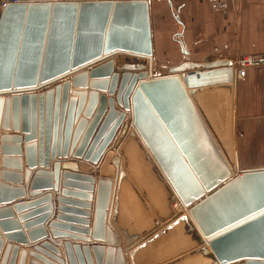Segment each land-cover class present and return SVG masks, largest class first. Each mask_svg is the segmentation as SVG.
I'll use <instances>...</instances> for the list:
<instances>
[{"label":"water","instance_id":"1","mask_svg":"<svg viewBox=\"0 0 264 264\" xmlns=\"http://www.w3.org/2000/svg\"><path fill=\"white\" fill-rule=\"evenodd\" d=\"M152 56L149 0H30L0 12V175L21 182L23 153L31 189L58 193L59 213L48 223L53 236L85 242L63 241L65 259L50 239L34 250L59 264H186L191 256L201 264H264V168H234L194 100L196 90L235 84L232 60L186 57L160 75ZM216 75L226 78L214 82ZM133 142L156 180L160 205L145 177L131 175L136 185L124 170L123 151ZM119 155L112 205L114 168L103 164L110 157L117 169ZM61 165L70 172L60 173ZM96 168L105 176L97 181ZM125 180L139 205H122ZM22 196L23 187L0 183V200ZM41 196L13 203L46 204L22 219L49 212L52 193ZM176 201L188 214H177ZM0 212L14 218L0 226L17 231L11 209ZM31 233L46 236L42 227ZM174 235L189 243L159 255L156 247ZM8 237L24 240L20 231Z\"/></svg>","mask_w":264,"mask_h":264},{"label":"crops","instance_id":"2","mask_svg":"<svg viewBox=\"0 0 264 264\" xmlns=\"http://www.w3.org/2000/svg\"><path fill=\"white\" fill-rule=\"evenodd\" d=\"M225 2L227 10L225 12H215L211 9L209 0H149L153 58L157 65L156 74H165L169 67L180 64L186 60V57L189 58V61L203 62L215 55V48H217V52L221 56L226 58L256 53L264 54V0H225ZM183 50L187 53L185 54ZM85 69H89V67ZM72 75L63 79H68ZM235 80V84H232L231 90L228 87L219 88L228 90L232 94L234 92V101L230 106L236 133L235 139H232V145H235L233 153L234 162H237L238 165L244 161H252V159L257 162H264V65L247 67L244 78L236 77ZM60 81L62 80L57 82ZM70 89H72L71 86ZM212 89H215V87H205L202 90H196L194 94V100L211 128H213V125L203 113L200 100ZM2 132L0 131V133ZM69 158H54L50 163L55 159L69 161ZM21 165V182L17 183L18 180L15 179L3 180L0 175V183L11 185L12 187H23L24 196L13 199L11 202H7L11 198H3L0 200V209L4 207L11 209V213L18 224L17 231L23 233L24 240L15 237L9 238L8 234L16 233L17 231L3 229L0 226V239L2 240L0 246V264L7 250V245L11 247L6 254V264H10L11 259H13L12 264H18L22 250L25 251L23 264H32L33 261L36 264H59L47 254L34 250L33 246L40 245V242L45 239H50L60 250L62 258L65 259L62 247L63 241L70 240L73 243L80 244L85 242L63 236H53L48 223L52 220L54 221L56 215L59 213L55 197V194L58 193L55 189L46 190L44 186L33 187L31 189V176L27 181L25 180L24 172L27 166L23 153ZM80 165L84 164L80 163ZM40 168V166L36 165L32 168V172ZM252 168H264V164L241 169ZM66 171L70 172V170L65 169L61 165L60 173ZM100 174V170L97 169L93 176L96 181L100 177ZM46 191L52 193L49 212H36L22 219V215L41 209L46 204L36 203L15 208L13 203L35 201L40 199L41 195L46 193ZM95 193L96 186L91 202V214H93ZM3 195L6 194L3 193ZM66 206L75 207L73 205ZM184 211V209L179 208L177 214L185 213ZM67 213V215H72L69 212ZM44 216L46 218L40 219ZM3 219L14 218H8L6 214L0 212V221H5ZM36 219L38 220L36 221ZM91 222L92 217L90 216L89 228L91 227ZM74 225L78 226V224ZM39 227L43 228L46 234L45 237H42L41 234L35 235V233H31ZM54 230L65 231V228H56ZM121 246L124 249L126 248L123 240H121ZM15 247H17L16 252L13 251ZM44 251L49 253V250ZM65 264H67L66 261Z\"/></svg>","mask_w":264,"mask_h":264},{"label":"rangeland","instance_id":"3","mask_svg":"<svg viewBox=\"0 0 264 264\" xmlns=\"http://www.w3.org/2000/svg\"><path fill=\"white\" fill-rule=\"evenodd\" d=\"M215 57V56H214ZM213 58V57H212ZM166 74V73H165ZM201 106L203 113L210 120V123L213 125L212 133L217 136V140L220 142L222 146V150L226 155V158L229 160L231 164L234 163V151L235 145H232L233 138V127H234V118H232V111H230L231 103L234 101L233 94L224 89L215 88L208 92L206 96H204L201 100ZM220 127V129H219ZM220 133H219V131ZM125 147V146H124ZM142 151L138 147L136 143H132L128 145L123 151V167L126 171L127 175L134 181L132 176L136 177L138 180L140 177H145L144 182L149 187V191L151 190V196L154 203L160 205L162 198V194L156 188V180L149 169V166L145 162L144 158H142ZM237 164V163H236ZM264 164V162H257L252 159V161H244L239 163V169L244 167H253L260 166ZM107 169L110 168V157L105 159L103 164ZM105 168V169H106ZM132 175V176H131ZM128 184L126 180L123 181L122 190L120 193V201L122 205H139L137 200L132 196L129 189L127 188ZM129 187V186H128ZM141 205V204H140ZM176 205L175 202L172 203L173 208L177 212L179 210L178 207H174ZM189 243V240L185 237L180 239H176L175 235L163 241L160 245L156 247L158 254H162V251L165 250L166 247L170 253H174L177 250H181L186 247ZM179 244V245H177ZM171 247V249H170ZM184 263L188 264H201V259L197 256H191L189 259H186Z\"/></svg>","mask_w":264,"mask_h":264},{"label":"built area","instance_id":"4","mask_svg":"<svg viewBox=\"0 0 264 264\" xmlns=\"http://www.w3.org/2000/svg\"><path fill=\"white\" fill-rule=\"evenodd\" d=\"M29 1L30 0H0V12L9 3H27ZM209 4L211 9L215 12H225L227 10V5L225 0H209ZM214 50H215L214 51L215 57L212 56L213 57L212 59H227L226 57L221 56L217 52V48H215ZM229 58L232 60L231 67L235 71V75L237 78H244L246 68L249 66L264 65L263 53L233 56ZM174 206L180 208V205H174Z\"/></svg>","mask_w":264,"mask_h":264},{"label":"bare ground","instance_id":"5","mask_svg":"<svg viewBox=\"0 0 264 264\" xmlns=\"http://www.w3.org/2000/svg\"><path fill=\"white\" fill-rule=\"evenodd\" d=\"M147 61H149V60H147ZM154 58H153V56H152V62H151V66L153 67V65H154ZM147 69H148V71H149V68L147 67ZM168 73V70H167V72H166V74ZM225 76L223 75H216V76H214V78H213V81L214 82H222V81H224L225 80ZM231 88V87H230ZM129 129H130V127H128L127 128V130H126V132L127 131H129ZM2 131V130H1ZM4 132V131H3ZM120 137V135L118 136V138ZM117 138V139H118ZM119 159H120V164H119V167L116 169L111 163H110V165H112L113 166V168H114V171H113V173H112V175H111V179H112V192H111V203H113L112 205H114V203H115V199H116V191H117V189H118V177H116V178H114L115 177V173L116 172H119V169H122L121 168V158H120V155H119ZM238 164V163H237ZM233 166H234V168L236 167V162H234L233 163ZM96 170H97V168H96ZM103 171V170H102ZM102 171H101V174H102ZM100 174V177H105L104 175H101ZM100 177H98V179L100 178ZM114 180H115V186H114ZM92 199H93V197H92ZM176 205H180L179 204V201L177 202L176 201ZM179 208V207H178ZM180 209H184L185 211V213H182V214H188V210H189V208L188 207H182L181 205H180Z\"/></svg>","mask_w":264,"mask_h":264}]
</instances>
